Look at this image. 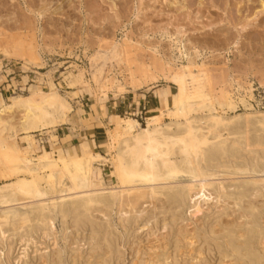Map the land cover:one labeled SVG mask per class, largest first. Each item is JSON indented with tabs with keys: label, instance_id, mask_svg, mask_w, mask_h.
<instances>
[{
	"label": "rangeland",
	"instance_id": "374dc122",
	"mask_svg": "<svg viewBox=\"0 0 264 264\" xmlns=\"http://www.w3.org/2000/svg\"><path fill=\"white\" fill-rule=\"evenodd\" d=\"M188 69L205 81V92L216 102L213 111L196 107L189 116L194 126L206 130L211 115L228 121L218 127L228 157L207 169L212 174L207 189L214 193L198 189L193 198H173L192 181L181 174L173 183L158 184L156 194L119 206L110 192L127 187H120L110 163L100 161L94 165L96 179L104 183L98 194L108 198V210L97 204L89 211L76 207L94 191L51 190L46 184L43 191L50 192L43 199L0 204V219L8 216L0 226V264H259L251 252L264 264V160L255 171L250 157L237 152L245 131L250 141L264 142L259 118L264 114V0H0V111L19 96L49 93L52 87L71 105L66 121L29 133V139L19 127L23 109L0 112V128H5L0 136L12 134L35 162L45 152L56 156V146L76 155L93 146L110 157L108 135L116 132V122L132 118L145 127L159 99L171 106L180 87L188 93ZM226 95L235 107L220 106ZM246 116L248 126L241 124ZM5 170L0 162V186L14 180L5 178ZM40 204L49 205L51 226L38 220ZM17 214L22 216L14 218ZM24 214L29 221L22 225Z\"/></svg>",
	"mask_w": 264,
	"mask_h": 264
},
{
	"label": "bare ground",
	"instance_id": "6f19581e",
	"mask_svg": "<svg viewBox=\"0 0 264 264\" xmlns=\"http://www.w3.org/2000/svg\"><path fill=\"white\" fill-rule=\"evenodd\" d=\"M186 76H187L186 81L188 82V93L184 92L182 90V88L180 87L178 89V92H176V97H175L174 103L171 106H167L166 100L164 97L161 100L159 99L160 106L157 107V113L149 116L146 119V126L145 127H141L140 123L136 119H132V118H128V119L122 118V121L116 122V124L118 125L116 128L117 129L116 132L115 133L112 132V133H110V135H108L109 136V142L107 144H108V155L110 157H108L107 155L105 157L104 155H102L100 152H97L93 148H91L89 151L87 150L83 154H79L77 156L70 157L64 150H62L60 148V146H56L55 151L58 152V154L56 156L50 157L45 152L41 156H38L37 162H35L28 156L29 154H27V151H23L22 149L19 148V146L16 144V141H15L16 137H13L12 134H11L12 136L9 135V137H8L10 141H11L10 136L13 139L11 141V143L7 140L8 138H3L4 136H2V137L0 136V162L3 165H5V167H6L5 174H3V173L2 174L5 176L6 179H14V180H12V182H7V183H4L3 186H0V204H2V206H3V204L8 205L9 203H12V202L18 203V201L21 202V200H25V202H26V200H29V199L42 198L46 194L45 192L48 191V189L45 192L43 191V188L45 187V186L43 187V184H46V187H50L51 190H52V188L61 187L62 188L61 191H68L69 190V191H72L73 193L74 192L78 193L77 191H80V190L94 191V193L87 195L86 198H84L81 203H78L76 205V207H82V208H84L85 211L86 210L89 211L92 209L93 206H95L97 204V205H101V207L108 210L109 209L108 198L106 196H103L102 194H98V193H100L98 191L104 190L103 181L96 179L97 167L95 168V166H94L95 163H98L100 161L101 162L105 161V162L110 163V165H112L111 173L114 177H116L115 179L118 180L120 187H121V185L124 187H127L125 189H122L123 188L122 187L121 188L122 190L119 187L120 191L118 190V191L110 192L111 193L110 196L115 201H117V204L119 203V206H123L125 203L132 204L134 201L139 200L140 197H144L146 195H149V193H152L153 195L156 194L157 188L159 187V186H157L158 184H165V183L167 184L170 180H172V183H173V181H174L173 179L178 178V176L181 174H186L185 176L188 175L192 179V181H190V182L187 181L189 184L186 183L187 185L183 187L182 192L176 191V193L174 194L175 197H173V198H175V199L177 197L179 198V196L180 197L182 196L181 194H185L186 197L193 198V196H192L193 191L194 190L198 191V189L203 191L204 194H206V191L208 190L207 188H208V186H210L209 177L212 175V174L207 172L208 167L213 162L219 161V160L224 161L228 157V155H227V152H228L227 139H222L223 134L221 133L220 129L218 128L220 125H225V123H227L228 121L226 122L225 118L223 116H212L211 115L210 118L208 117L210 119L209 120L210 124L208 125L206 130H204L202 127H195L194 126V121H192L189 116L193 111H195V110L198 111L196 109V107L199 106L200 108L201 107L203 109L207 108L209 111H213L216 108L215 107L216 102L212 97H210L209 94H207L205 92L206 85H205V81L203 79H201V78L195 79L196 76L194 77L191 69H188L186 71ZM188 76H193L194 80L193 81L190 80V78H188ZM196 80H197L196 87H193L194 85L192 86V82H194ZM54 88L55 87H52V89L49 93H45V91L44 92L33 91L32 95H29L26 97L25 96L24 97L19 96V97L13 99V101H11V103L4 104L2 107V110L0 112H4L6 114V112H5L6 110H12L15 107L23 109L21 126H19V127L21 128V130L25 131L28 134L27 135L28 139H29V137H32V135L29 133H33V132H37V131L40 132L41 130H44V129L46 130V128H49V127L50 128H56L60 121H66L67 116H68L67 114L71 110V105H70L69 101L66 98L62 97ZM35 96H37L38 98L37 97L35 98ZM219 104L221 107H224V106L228 107V109L231 107L232 108L235 107L234 102H233L231 96H229V95H226L224 97V102L219 103ZM203 109H201V110H203ZM224 113H225V111H224ZM211 114H213V113L211 112ZM1 115L2 114H0V123H1V117H2ZM192 116H193V114H192ZM224 116H225V114H224ZM259 118L261 120H263L262 124H264V114H261V116H259ZM244 119H245L244 120L245 122H242V123L240 122V123L242 125H243V123H245L248 126L250 124L249 123V121H250L249 116H246ZM166 120H169V123H166L167 122ZM3 121H2V123H3ZM7 125L8 126L12 125V123L11 124L7 123ZM18 125H19V123H18ZM231 125L232 124L230 123V126ZM246 125H245V128H246ZM173 126L177 127L176 130H173V128H172ZM15 128H17V127H15ZM0 129L2 130V131L0 130V135H1V133L4 131L5 128L4 129L0 128ZM262 130H264V129H262ZM46 131H48V130H46ZM13 132H15V131H13ZM240 132H242V131H240ZM16 133L17 132H15V134ZM227 134L229 135L228 131H227L226 135ZM248 134H249V132H248ZM248 134H247V131H245V133L242 137V142L241 141L238 142L237 152L239 153L240 149H241V152L245 154V156H243V157H245V159H247L246 155H248V158L250 157L251 162L253 164V167H254L253 169L256 171V168L264 160V142L260 139L250 141ZM256 134H257V132H256ZM251 138H252V136H251ZM234 143H236V142H234ZM240 145H242V146H240ZM31 147H29L27 149L32 150ZM229 157H233V156H229ZM240 157H241V155H240ZM230 161H232V160H230ZM246 161H248V160H246ZM248 162H247V164H248ZM244 165H246V164H244ZM262 165H264V164H261V166ZM247 166H246V168L248 169L249 166L248 167ZM262 168H264V167H262ZM248 170H247V172H248ZM235 172H238L237 174H239V171H235ZM224 173H226V172H224ZM229 173H231V172H229ZM99 175H100V173H99ZM212 177H214V176H212ZM177 182H178V184L180 183L178 180H177ZM239 182L241 183L240 180H239ZM217 186H218V184H217ZM233 186H234V184H233ZM247 187L249 188V186H247ZM257 187H259V186H257ZM236 188H237V186H236ZM54 190L55 189H53V191ZM209 190L212 191L213 189L212 190L209 189ZM57 191H59V189ZM245 191H247V190H245ZM251 191H252V193H254V195L259 194L258 190H257L258 194L256 193V190H255V192H253V190H251ZM48 192H50V191H48ZM81 192H83V191H80V193ZM204 194H203V196H204ZM230 194H232V193H230ZM245 194H246V192H245ZM245 194H243V195H245ZM67 195H68V193L65 196H67ZM222 195H220V196H222ZM241 196H242V194H241ZM49 197H51V196H49ZM53 197H54V194H53ZM55 197H56V195H55ZM232 197H231V199H232ZM225 198H227V197L225 196L224 199ZM249 198L251 199V197H249ZM249 198H248V201H250ZM254 198H256L255 199V201H256V200H258L259 197L258 198L254 197ZM227 199H226V201H227ZM235 199H232V200H235ZM243 199H244V197H243ZM259 199H261V198H259ZM37 200H35V201L37 202ZM245 200H246V198H245ZM252 200H253V198H252ZM190 201H192V200H190ZM193 201H194V199H193ZM260 202H262V199ZM26 203H24V204H26ZM38 204H36V206ZM41 204L39 206H41ZM133 204H135V203H133ZM233 204H237V203L233 202ZM260 204H259V206H260ZM47 205L43 204L41 206L40 217L38 219L41 221L40 223L45 225L46 227L51 226L52 225L51 223H53V222H51L52 220L48 218L50 216V214H52V213L49 214V212H48V208H49L48 206L49 205L48 206ZM237 205H235L236 208H237ZM4 206H6V205H4ZM119 206H118V208H119ZM231 206H232V204H231ZM26 207H27V205H26ZM249 207H250V205H249ZM37 209L39 210V208H37ZM49 210H50V208H49ZM225 210H226V208H225ZM263 210H264V208H263ZM75 211H76V208H75L74 212ZM100 211H98V213H100ZM239 211L240 210H237V212H239ZM33 212L39 213V211H37L36 209ZM92 212H95V211H92ZM101 212L103 215V211H101ZM246 212L244 214H246ZM60 213H63V210ZM66 213L68 214L67 211H66ZM66 213H64V216ZM30 214L32 215L33 213H30ZM57 214H59V212ZM19 215H21V214L15 215L14 218H17ZM24 215L25 216H23L20 220V223L22 225L24 223H26L27 221H29L27 215L26 214H24ZM238 215H240V214H238ZM71 216H72V213H71ZM35 217L33 216V218H35ZM51 217L52 216H50V218ZM33 218L31 217V219H33ZM248 218H250V217H248ZM7 219H8V216L4 217V219H0V226H2V224L4 222H6ZM62 219H64V218H62ZM244 219H247V217ZM258 219H257V221H258ZM36 220H35V222H36ZM129 221H131V220H129ZM244 221H246V220H244ZM30 222H32V220H30ZM38 222L39 221H37V223ZM32 223H30V224H32ZM63 224H66V223H64V221H63ZM227 224H229V223H227ZM32 225H34V224H32ZM4 226H6V225L3 224V227ZM30 226L31 225H28V227H30ZM24 227H22L21 230ZM28 227H27V229H28ZM34 227H35V225H34ZM35 228H37V227H35ZM3 229H5V228H3ZM45 229H44V232H46V230H47V229L46 230ZM1 230L2 229L0 227V231ZM9 230H11V228ZM24 230H26V227ZM219 230H217V231H219ZM20 231H19V234H20ZM51 231H52V227H51ZM23 232H25V231H22V233ZM32 232H33V229H32ZM34 232H35V230H34ZM44 232H43V234H44ZM27 234L30 235L29 232H27ZM46 234H47V232H46ZM0 236H1V233H0ZM28 236H25V237L27 238ZM24 240H26V239H24ZM90 240L92 241L93 239H90ZM262 241H264V240H262ZM262 241H261V244L264 243ZM206 244H208V243H206ZM225 244L226 243H224V245ZM221 246H222V244H221ZM226 247H227V245H226ZM102 249H103V247H102ZM218 250H219V248H218ZM247 251H249V249H247ZM106 252H107V250H106ZM106 252H104V253H106ZM236 252H239V251L236 250ZM220 254H222V253H220ZM169 256H171V255H169ZM251 256L253 259L257 260L259 262V264L262 263V258L259 257L257 254L251 252ZM233 257H234V255H233ZM225 258H227V257H225ZM58 259H60V258H58ZM60 260H62V258ZM230 261H231V259H230ZM224 263L228 264V262H226V261ZM57 264H59V263H57Z\"/></svg>",
	"mask_w": 264,
	"mask_h": 264
},
{
	"label": "crops",
	"instance_id": "0c3cea01",
	"mask_svg": "<svg viewBox=\"0 0 264 264\" xmlns=\"http://www.w3.org/2000/svg\"><path fill=\"white\" fill-rule=\"evenodd\" d=\"M93 146H91V148H92ZM76 149H78V148H76ZM87 151V150H86ZM69 156L71 155V156H77V155H79V154H83L84 152H81V153H79V154H75L74 153V149H73V151H71V150H67V151H65Z\"/></svg>",
	"mask_w": 264,
	"mask_h": 264
}]
</instances>
